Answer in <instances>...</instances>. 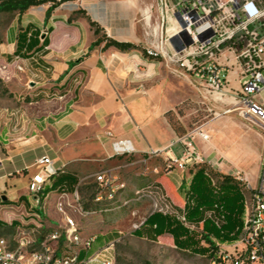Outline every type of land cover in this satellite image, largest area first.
Returning <instances> with one entry per match:
<instances>
[{
    "label": "crops",
    "instance_id": "1",
    "mask_svg": "<svg viewBox=\"0 0 264 264\" xmlns=\"http://www.w3.org/2000/svg\"><path fill=\"white\" fill-rule=\"evenodd\" d=\"M49 6L32 7L20 21L17 20L11 42L3 54L15 51L20 27L29 23H44ZM132 8L129 0L66 2L52 14L49 25L53 31L49 33L47 52L39 56L41 62L21 59L47 79H19L20 82L14 87L16 94L26 92L31 98H43L31 102L32 106L37 107L35 111L25 105L13 108L5 115V125L0 127V236L5 237L3 234L10 232L13 237L26 224L32 227L35 212L45 216L44 207L47 204L56 202L61 195L74 194L81 183L80 175L75 171L86 162L112 160L113 140H131L136 155H149V158L157 155L166 159L169 150L174 157H180L183 145L165 113L186 100L205 106L212 114L199 126L208 139L197 133L191 138L195 149L202 156V162L220 173L237 178L239 174L246 176L251 187L257 185L264 134L241 115L237 94L243 79H239L238 69L230 72L223 93L211 91L204 79L184 76L185 79H178L175 85L174 79H168L167 76L161 79L158 75L161 73L158 70L162 61L149 62L138 50L123 52L114 47L103 50L102 44L87 53L97 39L88 18L80 14L78 21L67 23L69 17L79 14L75 13L76 10L84 9L93 21L105 29L107 36L140 45L142 38L137 29L138 17ZM59 30H63V35H69L72 42L61 50H55V32ZM45 33L42 32L41 39H44ZM81 52H84V57L79 55ZM74 59L77 60L74 72L66 79H55L68 68L67 61ZM142 64L148 67L150 73L153 72V77L148 78L153 80V86L139 89L142 85ZM78 75L81 77L78 78ZM50 95L53 98L48 100ZM256 101L264 106V89L256 95ZM18 114L21 123L20 118H14ZM30 131L36 133L32 141L28 137ZM47 131L53 132V138L46 134ZM44 155L54 161L52 170L57 173L45 186L43 207L35 208L31 203L28 182L37 171L36 161ZM191 167L175 166L164 175H159L158 168L154 170L158 176L153 184L174 206H184V200L178 192L182 183L178 180L188 179ZM59 174L79 179L73 192L50 189Z\"/></svg>",
    "mask_w": 264,
    "mask_h": 264
},
{
    "label": "built area",
    "instance_id": "2",
    "mask_svg": "<svg viewBox=\"0 0 264 264\" xmlns=\"http://www.w3.org/2000/svg\"><path fill=\"white\" fill-rule=\"evenodd\" d=\"M155 8L166 37L157 48L147 49L148 53L162 57L168 66L174 63L173 70L180 75L206 80L209 89L218 93L224 92L230 72L238 69L239 79H243L237 94L241 115L264 131V106L256 101V95L264 89V0H155ZM164 43H169L170 51ZM196 133L208 139L199 127L180 137L181 156L174 157L167 151L165 160L170 168L202 162L201 154L191 141ZM112 147L114 154L136 151L129 139L113 140ZM35 166L37 171L28 182V190L32 205L42 208L45 186L57 171L52 170L54 161L48 155L40 157ZM94 176L97 184L94 201L108 205L124 185L118 175L109 171ZM238 179L249 189L244 229L236 241L243 248L242 264L246 261H249L247 264H264V151L257 185L251 187L249 179L240 174ZM74 195L78 200V190ZM171 208L165 195L155 200V209L168 212ZM58 209L66 214L62 233L37 236L46 225L44 215L35 212L32 227L26 224L11 239L0 236V264H115L114 242L94 249L97 236L83 235L62 202L58 203ZM74 209L82 216L91 214L78 206Z\"/></svg>",
    "mask_w": 264,
    "mask_h": 264
},
{
    "label": "rangeland",
    "instance_id": "3",
    "mask_svg": "<svg viewBox=\"0 0 264 264\" xmlns=\"http://www.w3.org/2000/svg\"><path fill=\"white\" fill-rule=\"evenodd\" d=\"M129 1L131 7H133L132 11L138 17L137 29L142 38L140 46L152 50L157 48V45L162 39L164 40L166 35L165 28L162 30L159 24L155 0ZM36 13L39 14V11L36 10ZM72 17L74 21H78L81 15L75 14ZM17 20V13L0 14V127L5 125V115L10 113L13 108H21L24 105L29 107L31 111H35L37 108L31 105V96L29 94L26 92L22 93V90H19L21 92L20 95L15 93L14 87L20 82L19 79H47L41 72L32 70L28 62L17 59L14 63H8L3 57V53L11 42L12 32L14 27H16ZM54 40L55 50H61L72 42L69 35H63V30L55 32ZM164 46L168 51L171 50L169 43H164ZM88 52H90V48L87 50ZM79 55L84 57V52L79 53ZM76 62V59L68 60V68L55 79L68 78L74 72L73 67ZM162 62L163 64L158 70V73L161 72L158 74L161 79H163V76H167L168 79H174L175 85H177L178 79H185L184 76L172 69V66H176L174 63L168 66L166 61L162 60ZM89 67L92 68L91 64H89ZM140 74L142 85H140L139 89L148 88L150 85L153 86V80L150 81L148 79L151 76L153 77V72L150 73L146 65L142 64L140 66ZM80 77L81 75H78V78ZM47 99L51 100L52 98L47 97ZM45 107L40 108L46 110ZM173 111L170 117L178 130L177 136L181 135L182 137L192 133L203 122L212 117L211 112L206 110L205 106L199 105L194 101H183ZM14 118H20V123L22 122L20 114L17 117L14 116ZM247 120L264 134L260 125L249 119ZM35 134L33 131L29 132L28 137L31 138V141ZM46 134L53 138V132L47 131ZM155 168L159 169V175H164L172 170L161 156L153 155V157L149 158V155H136L135 152L131 154H114L112 160L103 163H84L79 170L75 171L81 178V183L78 186L79 199L76 200V196L72 194L60 196L56 202L47 204L44 207L46 211L44 224L46 227L39 230L36 235L44 237V235L56 232L62 233L64 231L66 214L58 209V203L62 202L67 214L74 217L78 222L83 235L113 236L111 242H114L112 253L115 256V264H214L207 257L177 249L170 239L164 238L158 241H150L133 234L136 227L155 210L154 195L156 193H153L152 198L149 192L152 190L149 186L154 183L155 177L158 176L154 172ZM102 171H109L114 175H118L120 182L124 185L115 196L114 201L108 205L94 201L97 187L94 175ZM173 176L179 179L178 176ZM178 181L186 183L187 179L182 178ZM153 191H155L154 187ZM246 195L249 196V193L247 192ZM41 199L44 202V196H41ZM76 206L83 208L85 211H90L91 214L82 216L74 209ZM10 234L8 232L3 235L7 239H11ZM107 243L105 241L103 246L107 245ZM60 245L64 247V242H61ZM242 249V245L237 243L223 246L222 250L225 251V254L222 262L218 264H236L237 261L242 264L244 258Z\"/></svg>",
    "mask_w": 264,
    "mask_h": 264
},
{
    "label": "trees",
    "instance_id": "4",
    "mask_svg": "<svg viewBox=\"0 0 264 264\" xmlns=\"http://www.w3.org/2000/svg\"><path fill=\"white\" fill-rule=\"evenodd\" d=\"M76 0H0V14L17 13L18 20L32 7L50 4L45 12L42 25L29 23L19 28L16 37V49L12 54H3L8 63L17 59H36L47 52L49 33L53 27L49 25L53 12L66 2ZM75 13L88 18L97 39L91 44L90 50L104 44L103 50L114 47L120 51L138 50L145 59L160 62L162 57L150 55L147 49L133 42L119 41L107 36L105 29L93 21L84 9ZM69 17L67 23H72ZM47 35L41 39L42 32ZM41 62V61H40ZM50 98H53L51 95ZM43 97H33L31 102L42 100ZM174 110V109H173ZM173 110L165 113L169 124L176 133L177 128L170 117ZM181 135H179L180 137ZM182 137V136H181ZM191 176L178 189L184 200V206L172 205L171 211L164 212L156 209L150 214L133 234L139 238L158 241L160 238H170L177 249L195 255L207 257L211 263L222 262L225 251L223 245H232L240 238L245 223L247 185L233 175L213 170L206 163H196L190 168ZM55 175V174H54ZM51 176V179L53 176ZM79 179L70 175L59 174L54 178L51 186L61 192H73ZM153 187L155 191H153ZM150 196L158 199L161 194L159 188L153 184ZM44 196V195H43ZM167 199V197H166ZM168 201V199H167ZM113 240V236H97L93 248L103 246L104 242ZM249 261H246L247 264Z\"/></svg>",
    "mask_w": 264,
    "mask_h": 264
},
{
    "label": "water",
    "instance_id": "5",
    "mask_svg": "<svg viewBox=\"0 0 264 264\" xmlns=\"http://www.w3.org/2000/svg\"><path fill=\"white\" fill-rule=\"evenodd\" d=\"M46 36V33L45 34H43V38ZM32 85H34V83H32Z\"/></svg>",
    "mask_w": 264,
    "mask_h": 264
}]
</instances>
